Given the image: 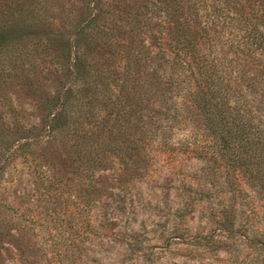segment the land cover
I'll return each instance as SVG.
<instances>
[{
  "label": "trees",
  "instance_id": "trees-1",
  "mask_svg": "<svg viewBox=\"0 0 264 264\" xmlns=\"http://www.w3.org/2000/svg\"><path fill=\"white\" fill-rule=\"evenodd\" d=\"M21 79L38 91L39 127L9 98ZM55 141L91 209L99 168L140 174L153 150L203 159L232 200L239 174L264 190V0H0V180L18 156L49 179L54 161L33 156ZM237 210L200 240L264 245L237 230Z\"/></svg>",
  "mask_w": 264,
  "mask_h": 264
},
{
  "label": "rangeland",
  "instance_id": "rangeland-1",
  "mask_svg": "<svg viewBox=\"0 0 264 264\" xmlns=\"http://www.w3.org/2000/svg\"><path fill=\"white\" fill-rule=\"evenodd\" d=\"M37 78L45 91L48 81ZM37 93L25 79L8 91L21 117L39 127ZM65 146L55 141L49 158L33 156L42 169L55 163L44 181L29 156L6 162L0 264H264V245L221 237L220 247H210L200 240L218 234V213L231 203L238 205L240 233L264 235V190L248 176L239 174L242 195L232 200L203 159L189 151L153 150L140 174L117 161L99 168L91 209L87 181L73 175Z\"/></svg>",
  "mask_w": 264,
  "mask_h": 264
}]
</instances>
